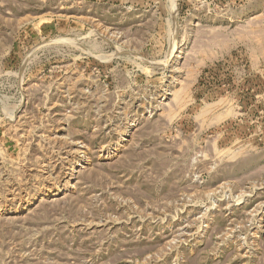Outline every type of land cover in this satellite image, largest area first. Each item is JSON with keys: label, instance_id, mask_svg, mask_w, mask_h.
<instances>
[{"label": "rangeland", "instance_id": "obj_1", "mask_svg": "<svg viewBox=\"0 0 264 264\" xmlns=\"http://www.w3.org/2000/svg\"><path fill=\"white\" fill-rule=\"evenodd\" d=\"M0 264H264V0H0Z\"/></svg>", "mask_w": 264, "mask_h": 264}, {"label": "bare ground", "instance_id": "obj_2", "mask_svg": "<svg viewBox=\"0 0 264 264\" xmlns=\"http://www.w3.org/2000/svg\"><path fill=\"white\" fill-rule=\"evenodd\" d=\"M171 55V54H170Z\"/></svg>", "mask_w": 264, "mask_h": 264}]
</instances>
